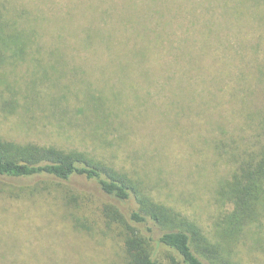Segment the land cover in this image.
Wrapping results in <instances>:
<instances>
[{"label": "rangeland", "instance_id": "374dc122", "mask_svg": "<svg viewBox=\"0 0 264 264\" xmlns=\"http://www.w3.org/2000/svg\"><path fill=\"white\" fill-rule=\"evenodd\" d=\"M15 1L47 19L0 64V136L83 153L217 238L232 211L219 193L264 124V0ZM153 29L165 45L140 35ZM77 186L0 183V264H124L105 197ZM247 229L225 245L264 264V231Z\"/></svg>", "mask_w": 264, "mask_h": 264}, {"label": "trees", "instance_id": "16d2710c", "mask_svg": "<svg viewBox=\"0 0 264 264\" xmlns=\"http://www.w3.org/2000/svg\"><path fill=\"white\" fill-rule=\"evenodd\" d=\"M136 8L133 3L130 11L135 12ZM41 17L38 10L17 5L15 0H0V64L7 60L6 50L13 45L14 36L35 35L41 20L47 19ZM143 22L136 23L144 26ZM85 31V43H94L91 37L95 30ZM141 31L146 32L140 35L150 46L163 44L156 29L149 31L151 35ZM141 51L146 52L145 47L137 49L139 57ZM258 129L259 146L238 159L226 190L219 193L232 205V211L223 216L220 232L213 239H208L200 226L185 215L154 202L125 174L80 152L17 144L0 136V183L20 189L45 182L76 188L79 181L91 183L106 199L103 215L107 224L120 225L124 264H158L161 251L176 255L177 259L170 257L173 264H238L232 256L233 249L225 243L243 239L248 227L255 233L256 241L263 239L264 124L258 125Z\"/></svg>", "mask_w": 264, "mask_h": 264}]
</instances>
